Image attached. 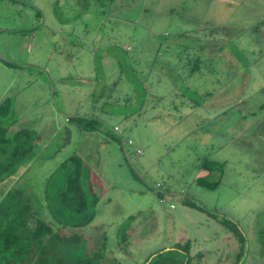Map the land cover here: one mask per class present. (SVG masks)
Returning a JSON list of instances; mask_svg holds the SVG:
<instances>
[{
  "label": "rangeland",
  "instance_id": "obj_1",
  "mask_svg": "<svg viewBox=\"0 0 264 264\" xmlns=\"http://www.w3.org/2000/svg\"><path fill=\"white\" fill-rule=\"evenodd\" d=\"M26 1L0 0V56L21 67L0 63V102L11 100L0 125L37 144L0 192L20 191L10 199L29 205L31 228L42 219L77 234L78 255L100 264H143L186 242L192 264H263L264 0H133L117 11L111 0ZM93 5L106 9L81 16ZM11 145H0L2 163ZM71 155L94 210L82 226L58 198ZM217 214L245 235L240 258Z\"/></svg>",
  "mask_w": 264,
  "mask_h": 264
},
{
  "label": "trees",
  "instance_id": "obj_2",
  "mask_svg": "<svg viewBox=\"0 0 264 264\" xmlns=\"http://www.w3.org/2000/svg\"><path fill=\"white\" fill-rule=\"evenodd\" d=\"M3 61L7 65L20 66L11 60L3 59ZM10 104V98L0 102V117L7 114ZM69 119L80 120L81 116L78 114L70 115ZM35 139L36 135L28 129L18 130L8 136L6 128L0 125V145L12 144L7 152L11 154L10 159L5 163L0 161V185H4L7 179L15 174L17 166L27 164L31 154L35 151L37 144ZM122 144L124 143L122 142ZM4 147L0 146L6 152ZM68 163L73 165L75 175L68 177L65 188L58 192V198L64 207L82 214L79 220V225L82 226L92 220L94 210L87 211L88 200L79 181L82 159L77 155H71L59 165L66 166ZM203 164L204 162L201 163V165ZM8 167H12L9 172H1ZM196 181L203 186L214 185L205 181L203 177L197 178ZM17 182L15 181L12 185H16ZM18 192L20 193L17 189L14 193L8 189L0 192V264H100L98 253L78 255L74 245L79 239L77 234H60L42 219H36L35 226L31 228L28 223L29 205L20 202L19 197L18 199H10L14 197L15 193L17 196ZM93 202H97L96 196L93 198ZM183 203L216 214L215 211L208 210L200 202L189 196L184 198ZM217 215L222 216L223 224L228 226L233 234L238 237L241 244L238 251L240 258L245 254L243 252L245 235L235 220L221 214ZM189 247L190 244L186 242L183 246L176 245L167 249L163 248L150 254L143 264H192L188 252ZM176 252L183 254V256L177 258L174 255Z\"/></svg>",
  "mask_w": 264,
  "mask_h": 264
},
{
  "label": "crops",
  "instance_id": "obj_3",
  "mask_svg": "<svg viewBox=\"0 0 264 264\" xmlns=\"http://www.w3.org/2000/svg\"><path fill=\"white\" fill-rule=\"evenodd\" d=\"M14 1L19 2L22 5H29L28 1H26V0H14ZM30 1H32V0H30ZM47 1L52 2V1H57V0H47ZM73 1H80V0H73ZM111 1H113L112 3H114V4H112V5L110 4V10L113 9L114 11H117L119 9L120 10L121 9H127L128 7L131 6V3H133V0H124L125 2L126 1L129 2L128 5L124 7V5H122V1L123 0H121L120 4H119V0H111ZM80 7L83 9V12H84L83 14H81V16H85L86 13H87V15H89V14L96 15V14L92 13L93 10L94 11H103V9L104 10L106 9V7L104 5H100V6L93 5V7H91V6H88V7L80 6ZM0 63L2 65H5L6 66V69H10V70L12 69L14 71L16 69H19V70L21 69L20 66H13V65H7V64H5L4 61H3V59H1V58H0ZM242 73H240L238 76L239 77H244V74H242ZM252 90H256V89H252ZM239 103H241V101H239ZM257 107L261 109V108H263V104H258ZM243 117L246 118L245 115H243ZM18 173H19V175H21L23 172H18ZM203 173H205V172H203ZM14 183H15V181H14Z\"/></svg>",
  "mask_w": 264,
  "mask_h": 264
},
{
  "label": "water",
  "instance_id": "obj_4",
  "mask_svg": "<svg viewBox=\"0 0 264 264\" xmlns=\"http://www.w3.org/2000/svg\"><path fill=\"white\" fill-rule=\"evenodd\" d=\"M1 59H4L3 57L0 56Z\"/></svg>",
  "mask_w": 264,
  "mask_h": 264
}]
</instances>
